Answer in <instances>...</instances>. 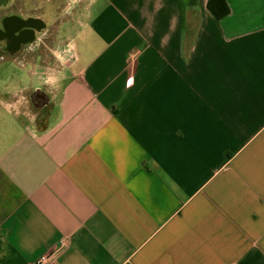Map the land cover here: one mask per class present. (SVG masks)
I'll return each instance as SVG.
<instances>
[{"label":"crops","instance_id":"0c3cea01","mask_svg":"<svg viewBox=\"0 0 264 264\" xmlns=\"http://www.w3.org/2000/svg\"><path fill=\"white\" fill-rule=\"evenodd\" d=\"M67 1L10 6L47 105V50L0 44V264H264V0Z\"/></svg>","mask_w":264,"mask_h":264},{"label":"flooded vegetation","instance_id":"af4514ba","mask_svg":"<svg viewBox=\"0 0 264 264\" xmlns=\"http://www.w3.org/2000/svg\"><path fill=\"white\" fill-rule=\"evenodd\" d=\"M59 2L61 8H64L63 11H67L68 1L59 0ZM10 6L12 7V0H0V44L5 42L9 48L14 49L22 42L34 39L39 49L49 50L54 55L52 52L54 48L53 37H50L52 29L46 27L44 23L37 20L31 19L28 22L23 21L16 12H10ZM65 18L66 17H62L60 19L62 20ZM43 58L32 57L31 64L35 67L40 65L43 70ZM49 65H52V63ZM44 78L43 76V80ZM34 96L38 102H42L45 105L50 101V94L42 87Z\"/></svg>","mask_w":264,"mask_h":264},{"label":"rangeland","instance_id":"374dc122","mask_svg":"<svg viewBox=\"0 0 264 264\" xmlns=\"http://www.w3.org/2000/svg\"><path fill=\"white\" fill-rule=\"evenodd\" d=\"M43 61V70L41 66L38 65V69H40L41 80L40 85L45 91H52L51 87L55 80V73L61 67V61L53 55L49 50L46 51V56L42 59ZM52 63V65H49ZM20 74V70H18L11 60H7L3 65H0V86L5 84L7 79L12 80V77H15ZM46 74V75H45ZM43 76L45 77L43 80ZM45 82V83H44Z\"/></svg>","mask_w":264,"mask_h":264},{"label":"trees","instance_id":"16d2710c","mask_svg":"<svg viewBox=\"0 0 264 264\" xmlns=\"http://www.w3.org/2000/svg\"><path fill=\"white\" fill-rule=\"evenodd\" d=\"M208 9L213 12L218 19H223L230 14V7L227 0H209Z\"/></svg>","mask_w":264,"mask_h":264},{"label":"built area","instance_id":"2783aa9c","mask_svg":"<svg viewBox=\"0 0 264 264\" xmlns=\"http://www.w3.org/2000/svg\"><path fill=\"white\" fill-rule=\"evenodd\" d=\"M128 87L134 86V78L131 77L128 79ZM68 245L67 241H63L55 252H50L44 256H42L36 264H52L64 250V248Z\"/></svg>","mask_w":264,"mask_h":264}]
</instances>
